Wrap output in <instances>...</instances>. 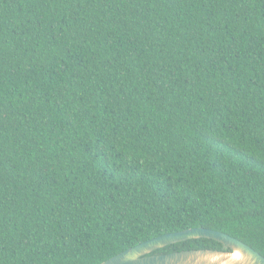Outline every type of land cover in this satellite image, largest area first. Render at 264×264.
Returning <instances> with one entry per match:
<instances>
[{
  "label": "trees",
  "instance_id": "trees-1",
  "mask_svg": "<svg viewBox=\"0 0 264 264\" xmlns=\"http://www.w3.org/2000/svg\"><path fill=\"white\" fill-rule=\"evenodd\" d=\"M197 226L264 256V0H0V264Z\"/></svg>",
  "mask_w": 264,
  "mask_h": 264
},
{
  "label": "water",
  "instance_id": "water-1",
  "mask_svg": "<svg viewBox=\"0 0 264 264\" xmlns=\"http://www.w3.org/2000/svg\"><path fill=\"white\" fill-rule=\"evenodd\" d=\"M194 238L213 239L228 249H185L152 253L169 244ZM99 264H264V256L225 232L197 226L146 239Z\"/></svg>",
  "mask_w": 264,
  "mask_h": 264
}]
</instances>
